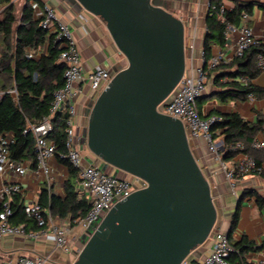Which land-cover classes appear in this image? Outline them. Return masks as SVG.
<instances>
[{
    "label": "water",
    "instance_id": "1",
    "mask_svg": "<svg viewBox=\"0 0 264 264\" xmlns=\"http://www.w3.org/2000/svg\"><path fill=\"white\" fill-rule=\"evenodd\" d=\"M70 1L102 21L127 62L89 109L85 147L103 171L146 184L111 207L70 264H181L217 220L184 125L156 109L185 71L184 23L160 0Z\"/></svg>",
    "mask_w": 264,
    "mask_h": 264
},
{
    "label": "built area",
    "instance_id": "2",
    "mask_svg": "<svg viewBox=\"0 0 264 264\" xmlns=\"http://www.w3.org/2000/svg\"><path fill=\"white\" fill-rule=\"evenodd\" d=\"M30 7L32 17L38 21L39 27L46 31L48 42L59 50L57 60L64 66L63 84L53 92L49 115L42 118L38 124L27 122L23 130L24 134L31 132L34 136V166L32 168H29L25 161L17 162L11 158L9 147L14 142L13 135L10 133L0 135V239L6 236L28 239L42 237L51 241L60 252L66 255L75 254L77 257L83 246V239L88 238L89 232L95 229L93 225L99 224L115 203L125 200L132 192L144 188L146 184L133 176H128L127 179L119 178L113 172L103 171L93 163H88L89 165L86 166L81 147H74L80 143L83 136L85 138V128L80 133H77V129H73L76 115L75 101L82 93L78 86L82 80V63L77 43L69 26L59 19L53 7L48 4L40 5L37 0H31ZM209 7L210 3L207 4V11ZM214 8L213 6L212 9ZM218 8L219 15L222 16L224 7L219 6ZM248 21L249 15L242 12L238 25L226 23L225 50L220 49L208 58L205 57L204 51L200 50L201 64L189 68L185 66L184 74L172 93L164 103L156 108L161 114L179 119L184 125L189 140L201 141L204 144L207 152L219 162L231 188H234L236 183L246 175H259L264 167L258 165L253 158L247 155H243L235 163L221 160L223 142L215 138L211 131L213 124L219 122L221 118L217 115L200 116L197 99L205 92L213 71L221 65L231 63L235 58L242 57L251 46L264 42V39L260 40L254 36L252 29L248 26ZM203 29L206 31V25ZM187 39L185 43L184 32L185 55L188 51L194 50L195 33H190ZM42 54L45 52L37 54L27 52V57H39ZM256 67L260 72H264L263 56H257ZM111 78L110 71L101 66H97L86 75V81L95 97L107 87ZM242 82L246 83L247 80L243 79ZM11 93L16 96L15 90H11ZM63 111L67 113L64 128L65 152L60 157L66 159L76 170L74 191L78 200L88 202L89 209L83 217L73 223H61L48 210H42L37 201L23 204L25 214L32 217L37 226L36 230H29L23 224L10 222L11 202L16 196L22 194V188L14 178L23 177L31 170L35 176L49 186L52 174L50 160L56 159V146L52 141H48L46 136L51 131V116ZM262 121L260 131L251 142V148L254 150L264 151V117ZM235 147L240 148V144L237 143ZM211 235L213 243L207 256L195 263L186 258L181 264H230L228 258L234 249L228 242L226 234L212 230ZM14 264H50V256L22 255L16 259ZM254 264H264V253L262 258Z\"/></svg>",
    "mask_w": 264,
    "mask_h": 264
},
{
    "label": "trees",
    "instance_id": "3",
    "mask_svg": "<svg viewBox=\"0 0 264 264\" xmlns=\"http://www.w3.org/2000/svg\"><path fill=\"white\" fill-rule=\"evenodd\" d=\"M222 0H210V7L205 20L206 31L203 35L202 49L205 57L211 55L213 46L223 47L225 44L224 29L226 23L238 25L240 14H251L254 6L264 12V0H237L234 7L224 9L219 15V6ZM215 7L212 9V7ZM46 31L39 27V23L32 17L30 0H26L17 20L15 7L11 0H0V135L12 134L14 142L9 147L10 156L17 162L29 161L34 166V136L31 132L23 133L27 122L38 124L42 118L49 115L53 92L63 84L64 66L58 62L59 50L48 42L46 53L39 57H27V51L37 54L46 42ZM264 57V42L251 46L242 57L235 58L227 65H221L216 69L212 83L216 88L215 98L220 103L230 101H245L248 97L264 99V88L252 83L260 71L256 67L257 56ZM226 81L221 82V80ZM246 79L247 82H242ZM15 90L16 96L11 93ZM204 102L197 99V108L200 116V104ZM209 115H217L221 118L211 127L215 138L221 137L223 142V154L221 160L233 162L238 154L247 155L255 160L258 165L264 162V151L251 148L253 138L260 131L262 118L254 123L243 120L236 112L220 114L211 111ZM66 112H57L50 118L51 131L46 139L56 146V160L67 168L68 177L64 183V197H59L45 186L40 189L37 203L42 210H48L52 216L68 220L73 223L83 217L89 209L86 200H78L74 191V183L77 177L76 170L68 161L60 156L65 152V121ZM239 143V147L235 145ZM264 176V170L260 173ZM244 192L243 197L249 195ZM242 197V198H243ZM257 204L262 206L264 198L256 195ZM13 224H23L26 229L36 230L37 226L32 217L24 212V205L20 196H16L11 202ZM237 208L231 217L227 240L233 246V253L229 256L230 264L244 262L240 256L250 244L242 239L233 244L231 233L238 222Z\"/></svg>",
    "mask_w": 264,
    "mask_h": 264
},
{
    "label": "crops",
    "instance_id": "4",
    "mask_svg": "<svg viewBox=\"0 0 264 264\" xmlns=\"http://www.w3.org/2000/svg\"><path fill=\"white\" fill-rule=\"evenodd\" d=\"M31 1V0H30ZM40 5L48 4L55 9L59 19L67 24L77 43L81 55L82 63V80L78 83L82 93L75 101L76 115L74 122L77 133L83 131L87 123V112L95 100V95L91 91L86 75L97 66L104 67L112 72L113 69L120 70L127 64L125 58L115 48L106 28L102 21L84 11L77 4L70 0H37ZM169 12L179 18L187 25V34L195 33V47L193 51H188L185 55L186 67L197 66L201 64L199 53L202 49L204 25L207 16V4L210 0H160ZM237 0H222L221 6L224 9H231ZM15 7V16L20 19L22 8L26 0H11ZM20 7V8H19ZM249 15L248 26L252 29L254 36L260 40L264 39V12L254 6L252 13ZM233 37V36H232ZM48 40L39 52H45ZM225 50L224 46H213L211 54L218 50ZM29 52V51H27ZM216 70L210 75L205 92L200 104L201 114L207 116L211 111L220 114H229L236 112L240 117L254 123L259 118L264 117V105L255 99L248 97L245 101H230L220 103L214 96L216 88L213 86L212 79ZM226 79L221 80V82ZM252 83L258 87L264 88V72L252 80ZM222 140L221 137H217ZM192 152L197 160L199 167L209 181L212 191L213 202L217 209V220L214 225V231L226 234L230 229L231 217L237 208L238 222L236 228L231 233L230 241L233 244L245 239L251 246V249L245 250L240 256L247 264H254L262 258L264 253V204H257L256 195L264 198V176L260 174H249L238 181L234 188H231L224 177L220 164L214 157L207 152L201 141L189 140ZM81 147V152L85 163L98 164V160L90 155ZM242 154L235 157V161L240 160ZM29 168H32L31 162L25 161ZM264 167V162H261ZM52 169L50 184L47 186L41 179L35 176L31 170L23 177H15V182L20 184L22 194L20 195L23 204L35 202L38 200L40 189L45 186L51 192L59 197H64V183L68 177L67 168L59 164L56 159L50 160ZM108 172H113L109 169ZM119 178L127 179L123 174H117ZM249 195L243 197L244 192ZM243 197V198H242ZM55 219H59L53 216ZM61 223L69 221L59 219ZM213 243V236L210 235L208 240L196 250H194L187 260L198 262L210 253ZM232 245V244H231ZM49 255L50 264H70L76 259L75 254H64L57 250L53 243L45 238L28 239L24 237L6 236L0 239V264H14L16 259L22 255Z\"/></svg>",
    "mask_w": 264,
    "mask_h": 264
},
{
    "label": "rangeland",
    "instance_id": "5",
    "mask_svg": "<svg viewBox=\"0 0 264 264\" xmlns=\"http://www.w3.org/2000/svg\"><path fill=\"white\" fill-rule=\"evenodd\" d=\"M20 8V7H19ZM167 8V7H166ZM184 28H185V43H186V40L188 41V39H187V36H188V34H187V25L184 23ZM116 69V68H115ZM114 70V69H113ZM112 70V71H113ZM110 73L112 74V72L110 71ZM262 105H264V99L263 100H260L259 101ZM93 104V103H92ZM92 106V105H91ZM89 109H90V107H89ZM89 109H88V112H87V115H88V113H89ZM73 129L75 130L76 129V124H75V122L73 123ZM85 142H86V139L84 138V136H83V138L81 139V141H80V143L79 144H76L74 147L75 148H79V147H82V148H84L85 150L84 151H87L88 153H90L87 149H86V147H85ZM90 155H92L91 153H90ZM99 163V162H98ZM89 164L88 163H86V166H88ZM104 171H107V169H105ZM126 176V175H125ZM128 177V176H127ZM98 226V224L96 223V224H94L93 225V227L94 228H96ZM90 234L92 233V232H89Z\"/></svg>",
    "mask_w": 264,
    "mask_h": 264
}]
</instances>
